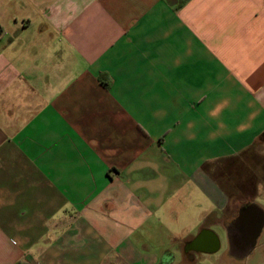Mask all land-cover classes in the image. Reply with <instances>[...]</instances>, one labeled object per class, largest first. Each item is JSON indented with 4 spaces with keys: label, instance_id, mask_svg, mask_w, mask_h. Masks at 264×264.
Wrapping results in <instances>:
<instances>
[{
    "label": "crops",
    "instance_id": "obj_1",
    "mask_svg": "<svg viewBox=\"0 0 264 264\" xmlns=\"http://www.w3.org/2000/svg\"><path fill=\"white\" fill-rule=\"evenodd\" d=\"M262 133L264 0H0V264H264L185 251Z\"/></svg>",
    "mask_w": 264,
    "mask_h": 264
},
{
    "label": "rangeland",
    "instance_id": "obj_2",
    "mask_svg": "<svg viewBox=\"0 0 264 264\" xmlns=\"http://www.w3.org/2000/svg\"><path fill=\"white\" fill-rule=\"evenodd\" d=\"M243 160L242 165L239 170L233 173H227L225 180H221L222 185L229 195L228 198V208H226V217L229 221L228 233L229 239L225 230L219 229L216 226H212L214 232L216 231L217 236L220 240V247L217 253H238L244 254L247 253V250L250 249L249 246L244 245L239 239L235 241L233 236L238 235L235 229H232V225L237 217L240 215L241 208L238 206V200H251L254 201L261 208V211L264 212V140L258 141L254 147L246 152L241 158ZM247 171L246 173L241 171ZM236 171V170H235ZM248 173L251 175L248 177ZM260 240H264V230L260 236ZM232 242V244H231ZM229 263V262H228ZM233 263V262H232Z\"/></svg>",
    "mask_w": 264,
    "mask_h": 264
},
{
    "label": "water",
    "instance_id": "obj_3",
    "mask_svg": "<svg viewBox=\"0 0 264 264\" xmlns=\"http://www.w3.org/2000/svg\"><path fill=\"white\" fill-rule=\"evenodd\" d=\"M259 211V217L256 219L253 227L251 228L250 235L247 236L246 244L249 248L254 245L262 226L264 224V212L260 208H252ZM258 209V210H257ZM220 242L216 233L210 229H201L190 241L185 245V251H194L204 254H213L219 250ZM250 249L247 250L249 252Z\"/></svg>",
    "mask_w": 264,
    "mask_h": 264
},
{
    "label": "flooded vegetation",
    "instance_id": "obj_4",
    "mask_svg": "<svg viewBox=\"0 0 264 264\" xmlns=\"http://www.w3.org/2000/svg\"><path fill=\"white\" fill-rule=\"evenodd\" d=\"M239 208H241L240 215L232 225V229H235L238 235L235 234V236H233L232 234V237L235 241L239 239V241L244 244L246 242L247 236L251 233L253 224L259 217V211L256 212V210L252 209L258 207L252 206L249 200H244Z\"/></svg>",
    "mask_w": 264,
    "mask_h": 264
},
{
    "label": "trees",
    "instance_id": "obj_5",
    "mask_svg": "<svg viewBox=\"0 0 264 264\" xmlns=\"http://www.w3.org/2000/svg\"><path fill=\"white\" fill-rule=\"evenodd\" d=\"M99 79H100V81H101V83H102V85L104 86V87H108V81H107V77L105 76V75H101L100 77H99ZM261 140H264V133H262V134H260L259 135V137H258V139H257V142L259 141H261ZM256 142V143H257ZM255 145V144H254ZM253 147V146H252ZM251 149V148H250ZM249 150V149H248ZM248 150H244L243 152H242V154H240L239 156H236V157H228V158H226V160H225V162H226V167H227V169H228V172H230V170H233V169H235V170H239V168H241L240 166L242 165V162H243V160L241 159L242 158V156L244 155V154H246V152L248 151ZM241 172H247V171H245V170H243V171H241ZM238 173V172H237ZM251 175V173H248V177ZM216 180L218 181V183L220 184V187H223V185H222V182H221V180H218V178L216 177ZM228 198H229V195H228ZM16 264H23L22 262H17Z\"/></svg>",
    "mask_w": 264,
    "mask_h": 264
}]
</instances>
